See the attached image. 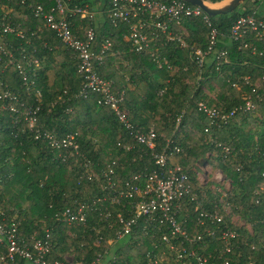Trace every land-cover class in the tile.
<instances>
[{
  "label": "trees",
  "instance_id": "1",
  "mask_svg": "<svg viewBox=\"0 0 264 264\" xmlns=\"http://www.w3.org/2000/svg\"><path fill=\"white\" fill-rule=\"evenodd\" d=\"M28 1L49 5L47 0ZM85 3L91 6L90 0H69L70 6ZM261 4L246 0L231 12L210 16L217 40L200 65L195 50L204 51L209 41V27L201 17L171 22L165 32L146 29L150 45L140 52L125 38L127 24L113 26L106 16L97 25L91 17H71L79 36L81 28H93L92 49L98 50L110 40L97 71L111 80L112 91L121 96L120 106L130 115L133 129L154 130L156 148L152 153L138 150L114 112L97 103V93L85 98L77 95L84 80L77 73L72 51L27 4H10L14 10L11 20L23 30L22 37L7 34L12 47H19L14 55L22 65L38 60L37 67L32 65L35 83L31 88L23 84L16 63L8 64L1 73L25 105L16 102L17 110L12 111L3 109L0 101V203L8 216L20 220V235L43 236L49 228L52 247L48 260H63L71 254V264H194L193 258L180 260L168 248L162 236H171V226L157 217L140 216L128 233L118 235L123 223L118 215L124 221L134 215L127 198L116 202V188L133 173L159 169L154 153L172 152L171 160L182 165L200 201L195 209L196 202L188 196L176 208V220L187 236L201 235L200 240L188 241L178 234L174 238L178 248L194 250L215 264H264V38L259 40L255 32L248 31L245 40L249 46L243 47L230 33L234 22L258 5L255 15L264 21ZM168 31L175 39H168ZM21 48L26 58H21ZM219 50H226V61L214 58ZM204 86L215 92L212 97L203 91ZM246 100L253 102L254 109H244ZM199 101L223 112L234 110V114L227 122L210 123L198 109ZM29 106L38 108L33 129L56 138L76 132L79 153L63 158L42 136L35 138L23 116ZM128 144L134 147L125 149ZM174 146L182 151L174 152ZM203 162L215 165L228 179L230 189L222 193L218 182H214L216 187L209 186L212 182H200L197 168ZM109 178L116 181V187L108 183ZM81 204L84 221L68 224L62 220L66 208L76 212ZM224 207L230 211L225 212ZM201 209L218 213L221 221L199 215ZM233 213L249 223L250 229L234 225ZM223 229L236 233L226 240L229 251L224 249ZM110 250L111 256L104 260ZM162 251L170 252L171 263L161 259Z\"/></svg>",
  "mask_w": 264,
  "mask_h": 264
},
{
  "label": "built area",
  "instance_id": "2",
  "mask_svg": "<svg viewBox=\"0 0 264 264\" xmlns=\"http://www.w3.org/2000/svg\"><path fill=\"white\" fill-rule=\"evenodd\" d=\"M49 5L45 7L43 4H34L28 0H0V101L3 109L12 111L17 110L15 103L19 102L21 107H24V102L19 100V96L13 93L8 84L3 81L1 73L10 63H16L17 71L21 75V80L27 88L35 83V68L38 66L37 59L27 60L24 65L18 62V58L14 55V51L19 47H12L7 39V34H14L22 37L23 30L19 24L13 23L11 14L14 10L11 5H28L33 11V14L43 19L45 25L52 29L60 42L69 50L72 51L77 60V73L82 77L83 84L78 92V96L85 98L91 92L98 94L97 103L108 106L115 114L121 125L129 131L133 139L139 145L140 152L146 149L151 153L156 148L155 140L156 133L152 128L143 132L138 129H133L129 119V114L126 109L120 106L121 96L116 95L112 91L111 80L102 77L98 73V67L104 61L105 53L111 46L110 40L106 39L98 50L92 49V42L95 37V32L91 26L81 28V36L73 30L71 17L79 15L80 18L94 16L93 8L89 4L70 6L69 0H47ZM207 2V0H204ZM259 3H264V0H256ZM107 8L105 16L109 23L116 26L119 23L128 25V34L125 36L130 41V46H133L135 51H143L149 47L150 40L146 29L158 30L165 32L168 30L171 22L178 23L183 18L201 17L204 23L209 27L208 44L206 49H196L197 64H201L206 54L213 51V47L217 40L218 31L212 25L210 15L204 12L199 6L190 4L183 0H106ZM256 6L251 13L239 17L230 29L231 36L234 40L242 43L243 47H248L249 44L245 40L248 31L255 32V37L259 40L264 38V21L257 17ZM2 37V38H1ZM168 39L173 40L175 37L171 31H168ZM178 40V39H177ZM180 45L185 46V43L179 40ZM21 58H26L24 49H20ZM153 55V54H152ZM216 60H227L226 50H219L214 57ZM220 62L216 63L219 66ZM32 65L34 67H32ZM31 67V68H30ZM264 70V67H263ZM245 79H247L245 77ZM264 82V74L261 77ZM39 94V93H38ZM122 95V93H121ZM198 109L201 110L209 119L210 123L227 122L229 117L234 114V110L223 112L206 106L203 101L198 102ZM245 110L254 109V104L251 100H246L244 104ZM38 108L26 107L23 110V116L30 129H33L35 123L34 114ZM35 138L43 137L47 140L49 146L58 151L63 158L68 155L79 153V142L76 132L67 133L62 137H54L50 132H39L37 128L33 129ZM119 144V143H118ZM134 144L124 145L125 149H132ZM67 151V153H61ZM174 152H181L179 147H173ZM172 152L154 153L155 164L159 169H154L150 173H133L128 176L122 186L117 189V201L127 198L133 209V217L128 220L118 215L122 223V231L118 235L128 233L132 224H136V219L140 216L157 217L160 223L167 222L171 226V236L163 235V241L167 242L168 248L173 251L177 258L183 260L186 257L193 258L194 264H215L209 262L206 257H202L194 250H186L178 248L174 238L182 235L188 241L200 240L201 235L188 237L185 230L179 225L176 220L177 207L180 202L189 196V200L195 201V209L200 206V201L192 192L190 184L187 182L186 173L179 163L171 160ZM113 170H109L111 177ZM264 187V170L261 172ZM116 177V176H115ZM108 183L116 187V181L113 178L108 179ZM200 211V210H199ZM84 205H79L76 212L66 208L62 212V220L68 224L73 221H84L85 217ZM201 216L210 217L211 221L220 222L221 215L216 212L210 214L206 210L201 209ZM202 223V221H201ZM20 220L15 216H8L6 210L0 203V264H24L25 261L32 264H71L72 258H64L63 260H48L47 256L51 250V233L49 228L44 229L43 236L36 237L32 234L29 238L21 236L18 229ZM208 233H214L212 230H207ZM221 237L225 240L235 237L236 233L233 230H220ZM228 241L224 245V249L229 251ZM227 263V262H226ZM89 264H95V261Z\"/></svg>",
  "mask_w": 264,
  "mask_h": 264
},
{
  "label": "rangeland",
  "instance_id": "3",
  "mask_svg": "<svg viewBox=\"0 0 264 264\" xmlns=\"http://www.w3.org/2000/svg\"><path fill=\"white\" fill-rule=\"evenodd\" d=\"M227 1H229V0H225L224 3ZM260 8L264 12V3L261 4ZM215 84H217V83H215ZM214 87H215V85H214ZM203 91H205L209 97H212V95H214V93H215L214 91H211L210 88H208L207 86L203 87ZM197 169H198L197 177H198V180L200 182H204V181L212 182L209 185L212 187L215 186L214 182H218L221 186L217 187V188H220L222 193H223V190L228 189V188L230 189V186L228 185V179L224 176V174L215 165H212L211 163L207 164L206 162H203L202 165H198ZM224 211L229 212L230 207L229 208L224 207ZM231 221L233 222L234 225L243 226L245 228L250 229L249 223H246L245 220L242 217H240L239 215H236L233 213ZM160 255H161V259H163L164 262H168V263L172 262V257H171L170 252L162 251L160 253ZM64 257L65 258L68 257V259H70V258H72V255L68 254L67 257L66 256H64ZM24 264H32V263L25 261Z\"/></svg>",
  "mask_w": 264,
  "mask_h": 264
},
{
  "label": "water",
  "instance_id": "4",
  "mask_svg": "<svg viewBox=\"0 0 264 264\" xmlns=\"http://www.w3.org/2000/svg\"><path fill=\"white\" fill-rule=\"evenodd\" d=\"M193 5L199 6L204 12H206L210 16H215L218 14H225L233 11L239 5H241L246 0H229L227 2H223L219 6H211L212 2H206L204 0H183ZM225 1V0H224Z\"/></svg>",
  "mask_w": 264,
  "mask_h": 264
},
{
  "label": "crops",
  "instance_id": "5",
  "mask_svg": "<svg viewBox=\"0 0 264 264\" xmlns=\"http://www.w3.org/2000/svg\"><path fill=\"white\" fill-rule=\"evenodd\" d=\"M223 1L224 0H222L220 2L209 3V4H211V6H219V5H221L223 3ZM90 2H91V6L90 7H92L93 11H94L93 23L97 25L100 21H102L105 18V6H106L105 4H106V1L105 0H90ZM111 253H112V250H110L105 255V257H104L105 259L104 260L109 259V257L111 256Z\"/></svg>",
  "mask_w": 264,
  "mask_h": 264
},
{
  "label": "bare ground",
  "instance_id": "6",
  "mask_svg": "<svg viewBox=\"0 0 264 264\" xmlns=\"http://www.w3.org/2000/svg\"><path fill=\"white\" fill-rule=\"evenodd\" d=\"M224 2V1H223Z\"/></svg>",
  "mask_w": 264,
  "mask_h": 264
},
{
  "label": "clouds",
  "instance_id": "7",
  "mask_svg": "<svg viewBox=\"0 0 264 264\" xmlns=\"http://www.w3.org/2000/svg\"><path fill=\"white\" fill-rule=\"evenodd\" d=\"M208 2V1H207Z\"/></svg>",
  "mask_w": 264,
  "mask_h": 264
}]
</instances>
